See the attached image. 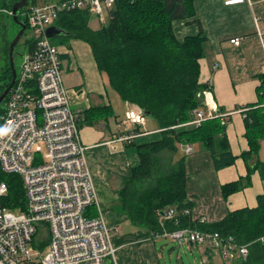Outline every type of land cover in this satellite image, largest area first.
Here are the masks:
<instances>
[{"label":"trees","instance_id":"1","mask_svg":"<svg viewBox=\"0 0 264 264\" xmlns=\"http://www.w3.org/2000/svg\"><path fill=\"white\" fill-rule=\"evenodd\" d=\"M20 1L0 0V11L12 12ZM35 4L36 0H27L26 7L19 12V20L26 25L25 12ZM107 13V25L94 30L89 25L92 11H64L55 23L61 30L55 38L61 44L80 40L90 45L99 71L121 100L139 108L146 118H153L162 130L158 139L142 138L139 143H132L136 144L139 163L131 168V175L119 192L122 212L133 226L155 237L185 228L232 235L239 244L250 245L248 260L233 264H264V244L258 242L264 238V196L259 197L258 207L230 211L218 222L205 223L192 217L197 197L187 191L185 159H177L181 145L202 143L217 171L233 166L237 160L230 148L227 126L222 125L220 117L208 119L201 127L183 126L201 106L198 93L210 87L200 82V61L209 46L201 26L198 35L183 41L178 40L173 28L175 21L191 23L196 16L195 0H116L115 7ZM10 43L6 41L3 47L6 64L0 73V96L13 79ZM262 79L257 90L259 101L241 108L249 141V150L242 154L248 175L244 180L223 185L225 200L243 190L256 170L264 179V161L259 159L260 141L264 139V76ZM7 101L8 98L0 107V126ZM113 116L111 106L93 109L85 112L83 123L93 126ZM0 175L8 184L4 206L24 211L22 180L17 175ZM169 208L175 217L162 220L161 212ZM185 211L191 213L185 215Z\"/></svg>","mask_w":264,"mask_h":264},{"label":"built area","instance_id":"2","mask_svg":"<svg viewBox=\"0 0 264 264\" xmlns=\"http://www.w3.org/2000/svg\"><path fill=\"white\" fill-rule=\"evenodd\" d=\"M249 0H223L226 6ZM116 0H62L26 12L29 51L10 91L0 126V174L17 175L26 198L24 211L10 210L3 199L8 184L0 178V264H118L113 229L103 212L81 137L82 111L70 102L63 84L59 46L47 34L63 11L88 9L103 15ZM12 15V12L8 13ZM264 38V35L262 36ZM240 46L239 40H232ZM207 118L227 117L205 94ZM139 108L130 109L126 130L109 142L127 145L146 125ZM223 124L226 122L224 119ZM190 147V146H187ZM1 177V175H0ZM180 245L196 242L235 257L233 239L218 232L169 235ZM239 254L247 258L248 250Z\"/></svg>","mask_w":264,"mask_h":264},{"label":"crops","instance_id":"3","mask_svg":"<svg viewBox=\"0 0 264 264\" xmlns=\"http://www.w3.org/2000/svg\"><path fill=\"white\" fill-rule=\"evenodd\" d=\"M60 1L36 0L35 5H51ZM195 11L196 16L191 18V23L175 21L173 28L179 41L198 35L201 28L209 40L207 54L200 61V82L210 86L205 93L209 94L208 100L215 102L223 111L232 113V122L227 123L226 131L231 151L237 160L233 166L217 171L209 150L202 143L192 145L195 149L192 155H187L181 145L177 159H185L187 191L189 195L197 197V206L192 211L193 219L214 223L223 220L230 211L258 207L259 197L264 196V179L258 170L252 174L250 183L243 190L232 194L228 200L222 194L223 185L244 180L248 175L242 154L249 150V141L241 108L259 101L257 90L264 76V38L260 35H264V0H250V3L236 6H225L223 0H195ZM93 16L98 18L99 25L92 20ZM105 16L108 17L107 11ZM105 16L102 19L92 14L90 27L99 30L106 26L108 18L105 19ZM233 39H240V46L232 44ZM58 46L62 55L64 86L73 107L82 111V141L88 147L87 161L102 213L114 231L117 263L162 264L157 244L162 238L133 226L119 206V192L131 175V168L139 163L134 146L140 139L155 136L162 130L158 126L156 130L145 131L146 134L137 139L136 144L116 145L115 149V145L109 142L131 129L125 119L134 105L123 102L125 111H128L124 118H119L117 103L121 101L110 87L108 78L99 71L90 45L71 40ZM205 94L200 91L197 95L201 103L199 109H206ZM108 106L114 112L109 120L93 126L83 123L85 112ZM125 127L128 128L125 130ZM260 144L259 159L264 161V139ZM130 151H134V156ZM192 245L189 246L191 251L196 247ZM196 249L202 264H215L214 253L203 247Z\"/></svg>","mask_w":264,"mask_h":264},{"label":"rangeland","instance_id":"4","mask_svg":"<svg viewBox=\"0 0 264 264\" xmlns=\"http://www.w3.org/2000/svg\"><path fill=\"white\" fill-rule=\"evenodd\" d=\"M7 13H9V12L8 11H4V12L0 11V73L2 72V69L5 67V64H6L5 55L3 53L4 44L6 41H10L12 43L13 40L18 35L19 31L21 30V28L14 22L13 18L11 19L9 16L6 15ZM107 18L108 17L105 16V19H107ZM92 20L96 21L97 25H99L98 18L96 16H93ZM30 36H31V31L28 29L15 48L14 63H15V67L17 69V72H20L23 57H24L25 53H27L29 51V48L27 47V40L30 38ZM52 41H53V43H55L57 45L61 44L58 38L54 37V38H52ZM208 89H209V87L205 90H202L201 92L205 94ZM113 93H115V92H113ZM116 97H117V99H120L119 101H121V102L117 103V110H118V112H120L119 118L122 119V118H124L125 113L128 110L126 109L127 111H125L124 104H123V101L121 100V98L119 96H116ZM125 122H126V119H125ZM156 124H157V126H156ZM157 127H158V123L153 118H147L146 125H145L143 130L146 132H149V131L156 130ZM127 128L128 127H125V130ZM160 133H161V131L158 132L157 134H155V136L149 137L146 140L158 139L160 137ZM119 134H121V133H119ZM186 145H191V144H184L182 146H186ZM134 148L137 149L136 146H134ZM130 154L132 156H134L133 155L134 151H130ZM180 157H181V155H180ZM86 159H88V158L86 157ZM158 238H162V239H159L157 241L162 264H202L200 253L196 249L197 246L195 248H193V251L195 252V253H193V251H191L189 249V246L191 244H184L183 246H181L177 241H175L173 239L165 238L163 236L158 237ZM201 247L208 250L205 246H201ZM213 255L216 256L215 260H214L215 264H229L228 261H225L222 258L220 253L214 252Z\"/></svg>","mask_w":264,"mask_h":264},{"label":"bare ground","instance_id":"5","mask_svg":"<svg viewBox=\"0 0 264 264\" xmlns=\"http://www.w3.org/2000/svg\"><path fill=\"white\" fill-rule=\"evenodd\" d=\"M247 3H250V0L249 1H246L245 3H243V4H247ZM243 4H239V5H243ZM226 6V5H225ZM234 6H236V5H234ZM85 10V9H84ZM68 11V10H67ZM64 12V11H63ZM62 13V12H61ZM94 13V12H93ZM106 13V12H105ZM105 13L103 14V15H99V14H96V13H94L95 15H97L98 17H100V18H102V19H104L103 17H104V15H105ZM60 15V14H59ZM59 18V17H58ZM58 20V19H57ZM56 20V21H57ZM56 23V22H55ZM261 35V37L263 36V34L261 33L260 34ZM233 40H239L240 41V44H241V40L240 39H233ZM231 43H232V41H231ZM233 44V43H232ZM15 52V51H14ZM62 57V56H61ZM16 71H17V69H16ZM17 74H18V72H17ZM63 84H64V79H63ZM65 87V86H64ZM66 89V88H65ZM10 94V93H9ZM9 94H8V96H9ZM8 96H7V98H8ZM6 98V99H7ZM5 99V100H6ZM5 102V101H4ZM4 102H3V104H4ZM2 104V105H3ZM7 104V103H6ZM1 105V106H2ZM0 106V107H1ZM217 107L219 108V110L221 111V112H223V113H226L228 116L227 117H220V119H221V123H222V125H224V126H227V123L229 122V119L231 118V115H232V113H227V112H225V111H223L221 108H220V106H218L217 105ZM198 110H202V109H195L193 112H192V119H191V121L189 122V123H187V124H185V125H183L184 127L185 126H193V127H201L202 125H203V123H205L206 121H208V119H214V118H217V117H212V118H207V116L205 115V113L204 112H202V111H198ZM145 116V115H144ZM146 117V116H145ZM226 120V122L223 124V120ZM146 120H147V118H146ZM130 126V125H129ZM131 127V126H130ZM144 129V127L143 128H141L140 130H135V132H137V133H140L141 134V136H139V137H137L136 139H134V141H137V139H139L140 137H142L143 135H145L146 134V132L143 130ZM132 130V127H131V129L129 130V131H131ZM133 141V142H134ZM132 142V143H133ZM132 143H130V144H127V145H131ZM126 145V146H127ZM187 146H190V147H187ZM194 147L192 146V145H186V146H184V151H185V153L187 154V155H192L193 153H194ZM191 212H189V211H185V215H189ZM98 214L100 215V216H102V217H105L104 216V214L102 213V212H98ZM175 217V212L173 211V210H171L170 208L169 209H167L165 212H161V219L162 220H165V221H167V220H173V218ZM106 220V219H105ZM107 222V221H106ZM108 225V224H107ZM109 226V225H108ZM182 231H186V232H202V233H205V232H209V231H201V230H198V229H193V228H185V229H181V230H177V231H174V232H167V233H165L164 235H163V237H165V238H170L169 237V235H171V234H174V233H178V232H182ZM220 234V236L222 237V238H224V239H229V238H232L233 239V243H234V245L236 246V248H235V257L234 258H229V257H226L225 256V254L222 252V251H220V250H213V249H210L207 245H200V244H198V243H196V242H188V243H184V244H193V245H197V246H199V247H201V246H205L208 250H210L212 253H214V252H218V253H220V255L222 256V258L225 260V261H228L229 262V264H233L235 261H237V260H242V261H244V262H246L247 260H248V258H249V255H250V245H241V244H239L238 242H237V240H236V238L234 237V236H232V235H223V234H221V233H219ZM170 239H172V238H170ZM173 240H175V239H173ZM176 241V240H175ZM258 242H261V243H263L264 244V238H261V239H259L258 240ZM184 244H182L181 246H183ZM192 245V246H193ZM241 248H246L247 250H248V255H247V258L246 259H244L243 257H241L240 256V254H239V251H240V249Z\"/></svg>","mask_w":264,"mask_h":264},{"label":"water","instance_id":"6","mask_svg":"<svg viewBox=\"0 0 264 264\" xmlns=\"http://www.w3.org/2000/svg\"><path fill=\"white\" fill-rule=\"evenodd\" d=\"M26 5H27V0H21L20 2L16 3L13 6L12 17H13L14 22L21 28V30L19 31L18 35L13 40V42L10 44L9 61H10L11 69H12L13 79H12L10 86L0 96V106L3 104V102L7 98L8 94L10 93L16 81L17 71H16V67L14 63V51H15L16 46L20 42L21 38L27 31V25L23 21H20L18 16H19V12L22 9H24ZM47 34L50 38H54L55 36L61 34V30H59L56 26H52L48 29ZM108 263L110 264V261H108Z\"/></svg>","mask_w":264,"mask_h":264}]
</instances>
